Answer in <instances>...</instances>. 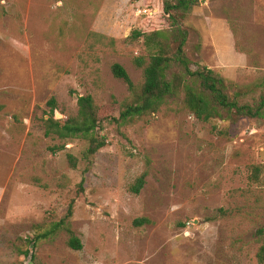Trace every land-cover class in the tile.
I'll return each mask as SVG.
<instances>
[{
	"label": "rangeland",
	"instance_id": "1",
	"mask_svg": "<svg viewBox=\"0 0 264 264\" xmlns=\"http://www.w3.org/2000/svg\"><path fill=\"white\" fill-rule=\"evenodd\" d=\"M166 2L0 0V264H259L264 117L198 120L181 91L155 113L119 120L144 81L134 59L151 53L131 34L172 31ZM172 13L187 32L192 71L218 73L243 93L241 103L264 93V0H199ZM115 63L135 91L113 76ZM80 96L93 99L95 135L106 141L90 161L84 138L45 136L42 123L51 99L54 118L65 121ZM254 165L261 170L251 180ZM71 199L81 250L68 247L63 228L28 246Z\"/></svg>",
	"mask_w": 264,
	"mask_h": 264
},
{
	"label": "trees",
	"instance_id": "2",
	"mask_svg": "<svg viewBox=\"0 0 264 264\" xmlns=\"http://www.w3.org/2000/svg\"><path fill=\"white\" fill-rule=\"evenodd\" d=\"M199 0H173L166 2L164 13L172 19V31H154L152 33H143L140 31L132 32L133 39L143 38L144 45L151 50L149 60L144 58L134 59V64L138 68H143V84L137 91V100L128 105L120 113L121 123H127L136 118H140L149 113L159 111L161 106L170 98L177 97L181 91H184V103L187 109L198 119L209 121L213 118H223L235 114L238 117L248 119H260L264 117V93L252 102L241 103L239 98L243 94L239 91L231 92L233 85L227 82L221 75L201 67L195 71L190 69V60L185 54L184 47L187 41V32L180 27L174 20V12L189 13L197 6ZM158 10V9H157ZM163 10V9H162ZM163 12V11H162ZM160 13V11H158ZM157 14H154L156 16ZM151 15V18L154 17ZM168 42L175 45L171 50ZM175 64L179 71L171 72L172 65ZM111 72L117 79L122 80L130 91H135L125 69L115 63L111 66ZM50 113L47 119L42 120L45 136L56 135L59 139H69L75 137L84 138L87 141V147L83 152V159H90L106 145L103 137L95 135L98 126L96 108L91 96H80L77 98V115L65 121L55 119L53 112L56 108L55 100L48 102ZM51 151H56L51 149ZM68 161L72 168H76L77 159L68 155ZM251 180H256L261 168L259 165L251 167ZM145 175L140 176L136 183L131 186L130 191L139 194L145 183ZM83 181L79 184V192H83ZM75 199L68 203L65 216L57 223H54L45 235H40L27 241V245L35 247L37 241L46 238L57 230L63 228L69 233L67 245L72 250H81L80 240L71 232L69 228V219L73 215ZM146 219H137L135 224L146 223ZM260 237L261 245L257 251L256 258L259 264H264V227L257 231ZM24 255L34 258L31 250H25Z\"/></svg>",
	"mask_w": 264,
	"mask_h": 264
},
{
	"label": "built area",
	"instance_id": "3",
	"mask_svg": "<svg viewBox=\"0 0 264 264\" xmlns=\"http://www.w3.org/2000/svg\"><path fill=\"white\" fill-rule=\"evenodd\" d=\"M145 12H147V11H145Z\"/></svg>",
	"mask_w": 264,
	"mask_h": 264
}]
</instances>
